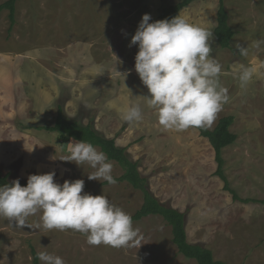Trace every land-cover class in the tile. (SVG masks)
Masks as SVG:
<instances>
[{"label":"rangeland","instance_id":"rangeland-1","mask_svg":"<svg viewBox=\"0 0 264 264\" xmlns=\"http://www.w3.org/2000/svg\"><path fill=\"white\" fill-rule=\"evenodd\" d=\"M179 1L20 0L13 30L20 44L18 73L0 91V173L10 172L11 181H27L29 175L55 171V182L83 179L84 192L106 195L131 216L141 207V193L127 183L89 180L95 171L89 164L60 160L70 155L72 141L62 145L56 133L32 128L51 126L60 106L67 120L90 124L126 148L152 194L184 213L190 243L211 249L214 259L226 264H264V205L232 201L214 175L208 141L193 127L164 129L156 110L142 98L150 93L135 71L139 48L129 46L131 37L144 14L151 16V23L163 8ZM217 7V0L197 1L179 14L213 31ZM225 7L235 33L231 49H221L214 35L210 43L230 100L205 127L213 130L221 118H234L230 132L236 141L222 151L225 177L241 199L262 201L264 0H225ZM7 15L4 11L0 16L5 41L13 35H6ZM237 44L247 55L239 54ZM244 67L251 68L253 76L242 89L238 76ZM129 70L124 81L120 73ZM132 103L141 105L142 120L128 123L120 113ZM111 163L113 177H120L121 168ZM41 215L29 216L31 228L22 229L0 215V264H33L31 248L60 256L65 264H196L178 254L170 227L158 216L133 223L139 229V245L114 248L91 246L86 235L71 229L47 230Z\"/></svg>","mask_w":264,"mask_h":264},{"label":"clouds","instance_id":"clouds-1","mask_svg":"<svg viewBox=\"0 0 264 264\" xmlns=\"http://www.w3.org/2000/svg\"><path fill=\"white\" fill-rule=\"evenodd\" d=\"M150 20L149 14L142 16L129 45L138 44L139 48L135 71L150 93L142 98L156 110L158 123L164 129L181 131L211 125L230 100L228 89L220 82L222 65L211 55L213 31L190 23L180 14L171 19L151 23ZM260 43L257 41L255 46L259 48ZM236 48L240 55H247L244 46L237 44ZM129 72H119L124 81ZM252 76L251 68H242L238 76L242 89ZM120 115L125 122H139L142 107L132 103ZM68 152L70 155L60 160L77 165L87 163L95 169L88 175L89 180L117 183L112 175L113 164L93 144L83 139L72 141L68 143ZM54 177L55 171L32 174L26 186H21L19 179L0 186V215L22 229L31 228L27 218L41 212L45 229L80 232L91 246L139 245V229L134 228L129 213L104 194L84 192L83 179L60 184ZM37 256L43 264H65L63 258L47 252H38Z\"/></svg>","mask_w":264,"mask_h":264},{"label":"trees","instance_id":"trees-1","mask_svg":"<svg viewBox=\"0 0 264 264\" xmlns=\"http://www.w3.org/2000/svg\"><path fill=\"white\" fill-rule=\"evenodd\" d=\"M17 0H6L0 4V12L8 11L10 21V30L15 25V3ZM204 0H180L174 5L163 8L154 21L171 19L178 15L182 10L190 4ZM218 7L216 12V26L213 30L214 38L218 46L223 50L231 49V41L234 37V31L229 25V15L225 7V0H217ZM153 21V22H154ZM234 118L231 116L223 117L213 130L204 127H193L198 131L199 136L206 139L214 153V161L216 163L215 176L223 183V190L231 195L232 201L244 204L256 203L263 204L264 200L241 199L234 190L229 186V182L224 174V160L222 151L231 146L236 141V136L230 132ZM33 129L43 130L46 132L56 133L62 145H66L69 141L84 140L93 144L94 147L103 151L109 162H115L122 170V175L115 178L117 182H125L135 191L142 195L143 203L141 207L132 215L133 223L150 216L161 217L162 220L171 229V242L176 247L178 254L186 259L194 260L196 264H226L222 261L214 259L211 249L192 244L188 241L185 227L184 213L161 203L150 191L148 182L138 169V163L131 161L127 154L126 148H119L116 145L115 138H106L98 134L90 124L82 125L77 121H69L63 115L60 106L57 107L56 115L51 126H34ZM10 172L0 173V186L11 184ZM20 181V180H19ZM21 186H26L27 181H20ZM108 185L107 182H104ZM33 264H39L36 251L31 248Z\"/></svg>","mask_w":264,"mask_h":264},{"label":"crops","instance_id":"crops-1","mask_svg":"<svg viewBox=\"0 0 264 264\" xmlns=\"http://www.w3.org/2000/svg\"><path fill=\"white\" fill-rule=\"evenodd\" d=\"M15 3V13L18 11V2ZM6 11V10H4ZM4 11L0 12V16L4 13ZM8 12V11H6ZM16 15V14H15ZM8 18V15H7ZM8 26L6 29V35L12 33L13 35L9 40L5 41V36L2 34V22L0 21V91L4 88L6 89L7 85L11 83V79L14 80V77L18 73V67H15V59L20 55V44H19V36L18 34L14 35V27L10 30V21L8 18ZM194 261V260H191ZM195 262V261H194ZM196 263V262H195Z\"/></svg>","mask_w":264,"mask_h":264}]
</instances>
